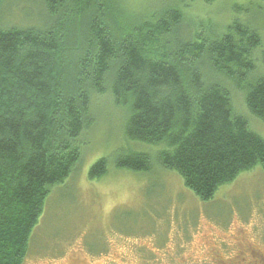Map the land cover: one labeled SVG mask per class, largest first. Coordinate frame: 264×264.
Masks as SVG:
<instances>
[{"label": "trees", "instance_id": "16d2710c", "mask_svg": "<svg viewBox=\"0 0 264 264\" xmlns=\"http://www.w3.org/2000/svg\"><path fill=\"white\" fill-rule=\"evenodd\" d=\"M18 1L27 24L4 27L0 0V264H24L50 191L75 173L94 96L126 108V139L149 149H120L118 169L150 173L157 163L203 202L264 170V138L235 114L227 86L264 122L262 40L250 22L217 37L185 20L198 0L169 1L148 18L130 17L121 0ZM108 163L97 161L89 178Z\"/></svg>", "mask_w": 264, "mask_h": 264}, {"label": "rangeland", "instance_id": "374dc122", "mask_svg": "<svg viewBox=\"0 0 264 264\" xmlns=\"http://www.w3.org/2000/svg\"><path fill=\"white\" fill-rule=\"evenodd\" d=\"M172 0H121L130 17H149ZM1 26L27 24L5 0ZM23 6V5H22ZM20 6V8H22ZM192 31L221 36L232 21L252 24L261 36L258 71L264 76V0H204L184 9ZM230 83V82H229ZM233 94L235 114L264 138V122L247 110L244 94ZM95 126L81 142V160L64 185L55 187L34 229L24 264H264V170L257 167L203 202L175 171L157 163L132 172L114 164L120 149L149 151L126 139L128 110L110 94L94 96ZM108 159L107 174L89 178L91 167Z\"/></svg>", "mask_w": 264, "mask_h": 264}]
</instances>
